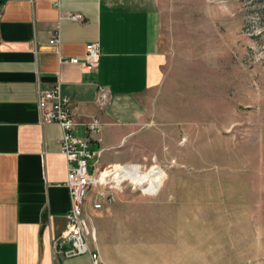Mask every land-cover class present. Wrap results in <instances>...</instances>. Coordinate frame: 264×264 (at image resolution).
<instances>
[{
  "label": "rangeland",
  "instance_id": "374dc122",
  "mask_svg": "<svg viewBox=\"0 0 264 264\" xmlns=\"http://www.w3.org/2000/svg\"><path fill=\"white\" fill-rule=\"evenodd\" d=\"M160 5L157 112L119 163L165 175L154 194L124 183L99 230L89 205V243L99 264H264V0Z\"/></svg>",
  "mask_w": 264,
  "mask_h": 264
},
{
  "label": "crops",
  "instance_id": "0c3cea01",
  "mask_svg": "<svg viewBox=\"0 0 264 264\" xmlns=\"http://www.w3.org/2000/svg\"><path fill=\"white\" fill-rule=\"evenodd\" d=\"M161 10L160 0H0V264H59L58 256L62 264H93L88 253L63 255L71 205L63 130L40 122L38 96L59 85L70 100L75 133L100 152L89 160L90 171L95 162L138 159L133 152L147 141L163 83ZM73 13L81 19H71ZM56 32L58 46L49 43ZM90 42L99 43V65L85 72L67 60L83 59ZM99 87L108 91L103 106ZM92 116L102 125L89 135ZM109 209L90 210L95 217L89 211L97 230ZM90 248L105 263L101 244Z\"/></svg>",
  "mask_w": 264,
  "mask_h": 264
},
{
  "label": "built area",
  "instance_id": "2783aa9c",
  "mask_svg": "<svg viewBox=\"0 0 264 264\" xmlns=\"http://www.w3.org/2000/svg\"><path fill=\"white\" fill-rule=\"evenodd\" d=\"M69 16L73 20L81 19L79 13H73ZM49 43L58 46V32L52 36ZM99 58V43L90 42L85 46V56L83 59L72 57L67 61L80 65L85 72H91L98 67ZM107 99V89L99 87L96 100L98 105H105ZM37 105L42 124L56 122L63 130L60 140L61 152L67 160L66 186L69 189L71 200L70 208L65 214L66 228L62 234L63 240L69 242L70 247L63 251V255L70 257L88 253L91 256L93 264H99V254L90 248L88 239L89 235H93L91 218L88 213L89 205L91 206V210L97 211L113 203L116 199V192H120L124 183H131L133 187H138L143 194H154L159 190L160 183H157L156 191L148 193L145 192L147 181H144L142 184L135 183L132 177L135 174L139 173L142 175L149 172V170H153L150 176L156 178V176L163 172V169L156 162L152 163L147 170H142V165L134 163H111L103 168H99L97 162H95L93 170L90 171L89 160L94 155L99 156L100 152L89 149L90 137H82L75 133V113L70 100L61 95L59 85L40 92ZM86 128L89 135L98 133L101 129V122L97 117L92 116L87 120ZM126 171L127 173H125Z\"/></svg>",
  "mask_w": 264,
  "mask_h": 264
},
{
  "label": "bare ground",
  "instance_id": "6f19581e",
  "mask_svg": "<svg viewBox=\"0 0 264 264\" xmlns=\"http://www.w3.org/2000/svg\"><path fill=\"white\" fill-rule=\"evenodd\" d=\"M152 172H153V170H150L149 172L143 173L142 175L139 174V173H138L139 175L135 174L132 177V179H133V181L135 183H139V184H142V183H144V181H147L146 182L147 183V187L145 188V192L147 190L152 192L154 190L152 188H150V184L149 183H151L153 186H157V183H160V184L162 183L164 175H165V173L163 171L160 175L156 176V178H153V177L150 176ZM125 173H127V171Z\"/></svg>",
  "mask_w": 264,
  "mask_h": 264
},
{
  "label": "water",
  "instance_id": "95a60500",
  "mask_svg": "<svg viewBox=\"0 0 264 264\" xmlns=\"http://www.w3.org/2000/svg\"><path fill=\"white\" fill-rule=\"evenodd\" d=\"M59 247H60V245L58 244V245L56 246V250H57V251L59 250ZM58 262H59V264H62V258H61L60 256H58Z\"/></svg>",
  "mask_w": 264,
  "mask_h": 264
}]
</instances>
